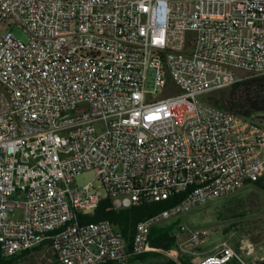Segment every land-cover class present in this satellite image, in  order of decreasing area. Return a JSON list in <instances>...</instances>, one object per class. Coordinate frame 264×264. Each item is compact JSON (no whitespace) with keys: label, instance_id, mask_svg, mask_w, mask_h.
<instances>
[{"label":"built area","instance_id":"obj_1","mask_svg":"<svg viewBox=\"0 0 264 264\" xmlns=\"http://www.w3.org/2000/svg\"><path fill=\"white\" fill-rule=\"evenodd\" d=\"M242 73L264 76V0H0L1 255L58 231L57 264H129L153 227L259 181L264 123L202 99ZM87 171L99 189L77 184ZM181 193L131 249L111 221H86L107 198L125 210ZM232 262L249 264L228 241L193 260Z\"/></svg>","mask_w":264,"mask_h":264},{"label":"rangeland","instance_id":"obj_2","mask_svg":"<svg viewBox=\"0 0 264 264\" xmlns=\"http://www.w3.org/2000/svg\"><path fill=\"white\" fill-rule=\"evenodd\" d=\"M11 33L24 42L28 41L27 35L16 27L11 29ZM242 76L250 78L246 73H242ZM230 88L205 94L202 99L220 107L226 104ZM175 91L177 93L178 89ZM253 119L264 123V113L254 115ZM96 178L97 174L94 171H87L79 175L76 182L79 186L92 183L95 189H99L101 183ZM101 193L105 196L102 189ZM24 215L25 210L21 207L9 212L11 220H21ZM167 225H174L173 233L177 237V247L166 253L168 258L179 260V254L188 255L193 264V260L216 253L219 246L228 241L242 252L249 264L264 259V191L254 184H248L237 192L184 212L160 226ZM182 226L193 231H206L208 235L204 236L201 243L195 244L187 231L180 230ZM53 262L54 257L49 248L35 253L22 264H53ZM133 264L146 263L137 261ZM148 264L152 263L148 262Z\"/></svg>","mask_w":264,"mask_h":264},{"label":"trees","instance_id":"obj_3","mask_svg":"<svg viewBox=\"0 0 264 264\" xmlns=\"http://www.w3.org/2000/svg\"><path fill=\"white\" fill-rule=\"evenodd\" d=\"M230 94L225 105L220 107L235 112L247 118H253L256 114L264 113V76L247 78L230 88ZM257 188L264 191V177L253 183ZM185 197V193L175 194L169 199L161 202H146L132 206L125 210H114L111 208V200L105 199L94 216L88 217L86 221L98 222L107 219L119 229L128 241L131 249L136 226L138 223L171 209L178 205ZM174 225L155 226L152 228L148 246L153 250L139 256H134L130 262L141 261L152 264H191L188 255L179 254L178 259L166 257V253L177 247V237L173 233ZM50 248V243H44L37 248L22 252L11 258H5L0 251V264H22L30 259L35 253ZM53 264H57L54 260ZM101 264H114L107 261ZM230 264H238L232 262ZM255 264H264V259Z\"/></svg>","mask_w":264,"mask_h":264},{"label":"bare ground","instance_id":"obj_4","mask_svg":"<svg viewBox=\"0 0 264 264\" xmlns=\"http://www.w3.org/2000/svg\"><path fill=\"white\" fill-rule=\"evenodd\" d=\"M103 220L98 222H90V227H102ZM58 238V231L41 232L39 242H50V239Z\"/></svg>","mask_w":264,"mask_h":264},{"label":"crops","instance_id":"obj_5","mask_svg":"<svg viewBox=\"0 0 264 264\" xmlns=\"http://www.w3.org/2000/svg\"><path fill=\"white\" fill-rule=\"evenodd\" d=\"M172 259H174V260H177L176 258H172ZM135 262H137V261H135ZM141 262V261H140ZM134 262H130L129 264H133ZM142 263H144V262H142ZM146 264H148V263H146Z\"/></svg>","mask_w":264,"mask_h":264}]
</instances>
